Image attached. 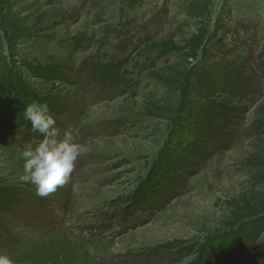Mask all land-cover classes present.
<instances>
[{"label":"rangeland","instance_id":"1","mask_svg":"<svg viewBox=\"0 0 264 264\" xmlns=\"http://www.w3.org/2000/svg\"><path fill=\"white\" fill-rule=\"evenodd\" d=\"M34 96L87 149L47 197ZM0 191L16 264H264V0H0Z\"/></svg>","mask_w":264,"mask_h":264},{"label":"clouds","instance_id":"2","mask_svg":"<svg viewBox=\"0 0 264 264\" xmlns=\"http://www.w3.org/2000/svg\"><path fill=\"white\" fill-rule=\"evenodd\" d=\"M24 118L42 138L21 149L18 158L23 161V173L19 180L33 185L37 195L47 197L69 182L76 162L87 150L86 145L75 140L67 129L61 135L47 103L32 100L24 108ZM0 264H13V260L0 253Z\"/></svg>","mask_w":264,"mask_h":264},{"label":"trees","instance_id":"3","mask_svg":"<svg viewBox=\"0 0 264 264\" xmlns=\"http://www.w3.org/2000/svg\"><path fill=\"white\" fill-rule=\"evenodd\" d=\"M31 70V69H30ZM34 71V70H33ZM33 99H36V96H34L33 97ZM37 100V99H36ZM37 101H39V102H41V103H47V102H44V100L43 99H38ZM48 104V106H50L51 104L50 103H47ZM18 118L20 119V120H22L23 118H22V116H18ZM31 127V126H30ZM30 129V128H29ZM30 134L31 135H35L36 134V132H33L32 131V129L30 130ZM0 197L2 198V200H1V202H0V210H3L4 208H6V207H8L10 204H11V206H14V205H16V204H20L22 201H24V200H26V199H28L29 198V196L27 195V194H25V195H23L24 196V198H20V199H18V198H16V196H15V194L12 192V194H6V193H4V192H2V191H0ZM2 195H4V196H2ZM6 206V207H5ZM4 207V208H3ZM9 208H11V207H9ZM8 208V209H9Z\"/></svg>","mask_w":264,"mask_h":264},{"label":"bare ground","instance_id":"4","mask_svg":"<svg viewBox=\"0 0 264 264\" xmlns=\"http://www.w3.org/2000/svg\"><path fill=\"white\" fill-rule=\"evenodd\" d=\"M59 256V255H58ZM18 260H20V259H18ZM16 261V260H15ZM81 261V260H80ZM13 263H15V262H13ZM62 263V262H61ZM16 264V263H15ZM58 264H60V263H58Z\"/></svg>","mask_w":264,"mask_h":264}]
</instances>
